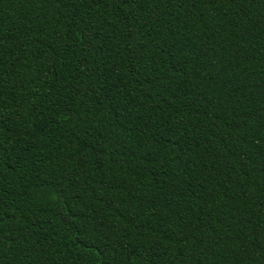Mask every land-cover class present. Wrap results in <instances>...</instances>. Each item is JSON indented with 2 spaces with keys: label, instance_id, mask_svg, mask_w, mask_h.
Returning <instances> with one entry per match:
<instances>
[{
  "label": "trees",
  "instance_id": "1",
  "mask_svg": "<svg viewBox=\"0 0 264 264\" xmlns=\"http://www.w3.org/2000/svg\"><path fill=\"white\" fill-rule=\"evenodd\" d=\"M0 264H264V0H0Z\"/></svg>",
  "mask_w": 264,
  "mask_h": 264
}]
</instances>
